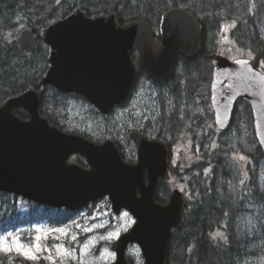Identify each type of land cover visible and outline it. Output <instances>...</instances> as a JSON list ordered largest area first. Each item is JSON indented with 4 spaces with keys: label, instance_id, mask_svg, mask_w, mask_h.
I'll return each instance as SVG.
<instances>
[{
    "label": "water",
    "instance_id": "95a60500",
    "mask_svg": "<svg viewBox=\"0 0 264 264\" xmlns=\"http://www.w3.org/2000/svg\"><path fill=\"white\" fill-rule=\"evenodd\" d=\"M159 35L160 41L147 21L120 24L117 13L89 16L76 7L44 30L49 67L38 88L11 95L0 105V192L71 212L108 197L116 215L125 210L135 218L132 228L112 243L116 259L111 264H132L127 255L131 244L140 247L144 264H166L172 231L187 205L179 188L167 203L155 200L159 179H170L169 149L161 140L133 133L138 162L127 163L112 139L99 143L63 131L41 116V91L51 86L64 94L80 95L101 114L109 115L127 100L138 71L165 83L178 57L192 59L202 52L203 26L183 8L162 14ZM16 40L23 52H36L37 36L30 27L21 30ZM134 48L137 61L132 58ZM262 58V48L253 58L217 56L211 103L215 124L225 131L236 103L248 102L255 137L264 153ZM18 108L27 111L29 118L16 115ZM75 155L84 157L88 168L69 162Z\"/></svg>",
    "mask_w": 264,
    "mask_h": 264
},
{
    "label": "rangeland",
    "instance_id": "374dc122",
    "mask_svg": "<svg viewBox=\"0 0 264 264\" xmlns=\"http://www.w3.org/2000/svg\"><path fill=\"white\" fill-rule=\"evenodd\" d=\"M187 1L194 3V10L205 21L204 42L208 50H212L216 55L227 56L231 60L253 58L256 50L247 37L241 7L237 9L240 12L231 16L224 15L226 19L214 23L206 18L208 14L205 12H212L214 5H220L218 0ZM231 1L237 2L227 0V3ZM139 2L140 0H129L132 5ZM153 2V7H156L160 0ZM28 22L29 17L23 12L15 16L7 29H4L3 41L12 45L21 30L28 27ZM43 48H48L49 57L50 49L44 42ZM37 53L36 57L29 56L25 60L31 65L43 63L46 59L44 54L39 51ZM191 63L190 66H185L182 60H177L173 79L160 90L146 77L140 76L128 105L119 107L109 115H102L84 98L57 95L51 86H46L49 88L44 95L46 102L43 106L68 132L81 133L99 143L107 139L116 141L124 152L125 159L129 161L136 159L135 147L128 137L130 129L144 128L150 137L161 136L172 148V177L170 182L160 189V194L166 196L168 193L169 196L176 187L186 194L191 205H196L199 201L192 183L198 178V186L208 184L214 191V198L210 199L209 204L215 209V218L221 222V227H215L211 236L223 244H231L229 229L234 230V241L238 240L243 246L236 264H264V206L246 188L251 178L249 173L257 164L254 156H251L255 148L253 121L250 120L247 108L239 105L234 123L226 132L220 131L215 124L210 102L212 74L209 78V72L206 71L208 64L206 65L203 59ZM210 63L213 68L214 61L210 59ZM47 66L49 67V63ZM46 87L42 89L41 94ZM160 114L162 117L157 122ZM221 150L225 152L226 157L222 160L223 163H219L213 156L214 153L220 154ZM208 152H211L209 160L205 158ZM82 159L86 165L83 167L88 168L86 159ZM71 162L74 161L71 159ZM257 169L258 179L264 186V160L260 161ZM16 204L22 211L31 210L29 202L24 198H19ZM88 206L71 212L63 223L54 224L45 220L0 233V237L7 238L9 244L12 237H19L20 242L25 245L33 244V238L37 234L42 237L46 235L47 238L41 240L42 249L45 250L39 252L35 259H27L15 250L0 251V254L8 255L13 264L113 263L116 254L111 245L132 228L135 218L127 211L116 215L107 197ZM55 229H64V234L54 231ZM72 237H75V240ZM242 241L247 242V247H244ZM237 245L234 244V248ZM64 249H67V254ZM127 255L132 264H144V257L138 245L131 244ZM0 264H5L2 258Z\"/></svg>",
    "mask_w": 264,
    "mask_h": 264
},
{
    "label": "trees",
    "instance_id": "16d2710c",
    "mask_svg": "<svg viewBox=\"0 0 264 264\" xmlns=\"http://www.w3.org/2000/svg\"><path fill=\"white\" fill-rule=\"evenodd\" d=\"M218 1L220 5H214L215 8L211 10L212 12L208 10L205 12L208 14L206 18H209V20L214 23H219L223 19H226L224 15H234L236 12H240L237 9L241 7L246 25L247 37L250 39L253 49H263L264 63V0H237V2L234 3L232 1L227 3V0ZM153 4H155L153 0H140L137 5H132L129 3V0H0V104L11 95L21 93L28 88L38 87L43 75L47 71V64L49 63L48 48H43L41 34H43L42 32H44V29L50 23L65 17L76 7L85 10L89 16L117 13L118 22L120 24L135 20L154 23L163 13L174 7H180L189 11L203 25V49L200 56L191 61L195 62L196 60L203 59L205 64H208L206 71L209 72L208 76L210 78L212 66L210 65L209 56L214 53L206 47L204 42L206 24L200 14L194 10L192 6L194 3L188 2L187 0H160L156 7H153ZM21 12L29 17V22L26 24L32 28L33 32L38 37V48L32 55L24 53L17 41H14L13 44L10 45L2 39L4 29H7V26L10 25L14 17ZM222 15L223 17H220ZM260 22L263 25H260ZM38 51L43 53L46 58L44 59L43 57V63H33V65H31L25 60L29 56L36 57ZM9 57L10 59H8ZM133 57L134 59L137 57L135 50L133 52ZM179 59L183 61L185 66H190V64H192L183 58ZM26 62L27 64H25ZM4 64L6 66H3ZM48 88L49 87H46L41 94L40 114L49 119L52 125L67 131L62 125L58 124V122L46 111V107L43 106L46 102V97L44 95H46L45 93ZM54 90L57 95H66L58 92L56 89ZM73 96L83 99V97L79 95ZM239 105H244L247 108L250 120L252 121L250 105L240 100L235 107L231 125L236 119ZM15 114L22 119L29 118L28 112L21 108L16 109ZM254 142L255 148L251 156H254L257 164L255 163V168L249 173L251 178L246 188L250 190L252 196L258 199L260 204L264 206V186L257 176V168L260 161L264 160V153L256 138H254ZM216 154L217 153H214L213 156L217 158L219 163H223L226 158L225 154L223 152H220L218 155ZM72 161L81 166H86L84 159L79 156L73 157ZM199 182L200 179L195 178V182L192 183L194 192L198 196L199 203L191 205L188 200L182 221L172 232L166 255V264H236L237 259L242 254V251L240 253V249L243 248V246L238 240H236V242L234 241V230L232 229H229L231 244H223L211 238V232L217 227L220 228L221 222L217 217L215 218L216 213L214 212V207L211 209L209 208L210 199L214 198V191H212L208 184L206 185L203 183V185L198 186ZM19 198L20 197L10 193L0 192V233L13 230L19 226H26L31 223L45 220L54 224L63 223L71 214V212L65 208L54 209L49 206H40L31 201H28L31 210L28 212L22 211L16 204ZM157 199L161 202H165L167 198L166 196H162L159 191ZM236 243L238 247L235 246L234 248V244L236 245ZM243 244L244 247H247V242H243ZM1 258L5 264H13L8 255L0 254V259Z\"/></svg>",
    "mask_w": 264,
    "mask_h": 264
},
{
    "label": "flooded vegetation",
    "instance_id": "af4514ba",
    "mask_svg": "<svg viewBox=\"0 0 264 264\" xmlns=\"http://www.w3.org/2000/svg\"><path fill=\"white\" fill-rule=\"evenodd\" d=\"M162 16V15H161ZM161 16L159 17V19H157L154 23H151V22H149L150 23V25H151V27H152V31H153V34H154V37L157 39V40H159L160 41V35H159V24H160V19H161ZM199 21V20H198ZM203 26V25H202ZM155 28H157L156 30H158V32L156 33L155 32ZM202 45H203V43H202ZM203 48V47H202ZM256 53V52H255ZM255 55V54H254ZM198 56H200V55H198ZM197 56V57H198ZM218 55H216V54H212V55H210L209 56V58L212 60V61H214V63L216 62V57H217ZM224 56V55H223ZM197 57H195V58H193V59H186V58H183V57H179V58H183L184 60H186V61H188V62H192L191 60H194V59H196ZM178 58V59H179ZM243 58H250V57H243ZM262 63H263V61H262ZM175 66V65H174ZM174 66H173V68H172V73H171V77H170V79H169V81H167V82H165V83H159V82H156V81H154L151 77H149L148 76V74L146 73V72H144V71H138L137 72V75H136V79H135V81H134V85H133V87H132V89H131V92H130V94H129V96H128V98H127V100L123 103V104H121V105H119V106H116L115 108H114V110L113 111H115L116 109H118L119 107H122V106H125V104L126 105H128V103H129V101H130V99H131V97H132V95H133V91L135 90V88H136V85H137V83H138V81H139V79H140V76L141 77H146L147 79H148V81L150 82V83H152V84H154L159 90L163 87H165L166 86V84H168L172 79H173V70H174ZM214 67V66H213ZM212 77H213V68H212ZM140 75V76H139ZM212 82V81H211ZM66 95H74V94H66ZM85 99V98H84ZM210 102H211V85H210ZM162 104H163V102H162ZM212 105V104H211ZM237 105V104H236ZM236 107V106H235ZM162 109H163V107H162ZM213 109V108H212ZM251 109V108H250ZM235 110V109H234ZM112 111V112H113ZM111 112V113H112ZM252 114V113H251ZM161 114H160V116H159V118L157 119V122H159L160 121V119H161ZM172 119V118H171ZM232 123V122H231ZM231 126V125H230ZM228 130V129H227ZM226 130V131H227ZM226 131H224V132H226ZM133 133H138V134H142V135H144L145 137H147L149 140H154V139H157V140H161V141H163L166 145H167V147H168V149H169V159H168V163H169V173H170V175L172 174V167L170 166V160H171V156H172V148H171V145H170V143H168V142H166V141H164L162 138H161V136H157V137H150V136H148L147 134H146V132L144 131V128H133V129H130V132H129V134H128V137H129V139H130V142L131 143H133V145H134V147H135V153H136V159H132V161H129V160H127V159H125V157H124V152L123 151H121V148H120V146H118V143H116V141H114L116 144H117V146L119 147V150H120V152H121V155H122V158H123V160L125 161V162H127V163H132V164H135V163H137L138 162V148H137V144H136V142H135V140L131 137V135L133 134ZM89 138V137H88ZM91 139V138H90ZM222 152H223V150H221ZM224 154H225V152H223ZM210 155H211V152H208V153H206V155H205V158H208V160L209 159H211V157H210ZM131 160V159H130ZM171 177H172V175L170 176V179H168V180H165V179H162V178H160L159 179V181H158V183H157V186H156V189H155V200L156 201H160V200H158L157 199V194L159 193V191H160V189H162V187L163 186H165L166 184H168V182H170V180H171ZM144 181L146 182V184L148 183V175H147V171L145 170V172H144ZM176 188V187H175ZM174 188V189H175ZM238 189V188H237ZM236 189V190H237ZM173 191V190H172ZM172 191L170 192V194H169V196H168V193L166 194V197H167V199H165V202H162V203H167L168 201H169V199H170V195H171V193H172ZM138 194H139V191L137 192ZM161 202V201H160ZM235 205V204H234ZM89 207V206H88ZM87 207V208H88ZM213 206L212 205H210V209L212 208ZM186 209V208H185ZM186 211V210H185ZM184 211V212H185ZM183 216H184V214H183ZM183 218V217H182ZM181 221H182V219H181ZM179 226V225H178ZM210 236H211V234H210ZM211 238H213L212 236H211ZM214 239V238H213ZM25 244V243H24Z\"/></svg>",
    "mask_w": 264,
    "mask_h": 264
},
{
    "label": "snow or ice",
    "instance_id": "6c2138e0",
    "mask_svg": "<svg viewBox=\"0 0 264 264\" xmlns=\"http://www.w3.org/2000/svg\"><path fill=\"white\" fill-rule=\"evenodd\" d=\"M37 231L38 233L40 232V230ZM54 231L64 234V229H55ZM217 235H219V233H217ZM42 238L46 239L47 236L45 235L44 237H42L40 234H37L33 238L34 239L33 244L25 245L20 242L19 237H12L11 244L8 243L7 238L0 237V251L12 252L13 250H15L16 252L22 254L27 259H35L39 252L45 250L42 249V245H41ZM72 239L75 240V237H72ZM64 253L67 254V249H64Z\"/></svg>",
    "mask_w": 264,
    "mask_h": 264
}]
</instances>
